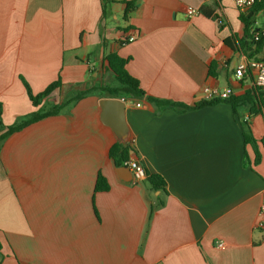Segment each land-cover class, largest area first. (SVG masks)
<instances>
[{"label": "crops", "instance_id": "0c3cea01", "mask_svg": "<svg viewBox=\"0 0 264 264\" xmlns=\"http://www.w3.org/2000/svg\"><path fill=\"white\" fill-rule=\"evenodd\" d=\"M125 1L135 4L126 20ZM110 12L101 19L100 0H0L2 125L60 106L0 144V264H264V103L252 110V82L233 75L264 60V44H241L239 15L257 31L264 13L232 0H115ZM112 54L144 92L116 98L129 159L164 191L109 157L117 140L99 100L118 87ZM58 78L34 107L23 82L37 95ZM206 87L228 100L181 110L147 99L191 107ZM98 173L107 191L94 192Z\"/></svg>", "mask_w": 264, "mask_h": 264}, {"label": "trees", "instance_id": "16d2710c", "mask_svg": "<svg viewBox=\"0 0 264 264\" xmlns=\"http://www.w3.org/2000/svg\"><path fill=\"white\" fill-rule=\"evenodd\" d=\"M115 2V0H100V6H101V19H108L111 15L110 7ZM125 9H124V15L123 19H127V15L135 8V4L133 1H125L124 2ZM205 7H202L200 9L201 12H203ZM252 9V12H260L262 11L264 13V1L255 3L253 6L250 7ZM240 21L244 24V33L242 37V45L250 47L251 45L254 47L255 50H258L261 48V46L264 44V30H257L252 31L251 30V21L249 16H242L239 15ZM230 40H226V43L229 44ZM122 44L124 42L122 41ZM106 62V69L112 73L115 80L118 83V87L116 88H103L102 90L105 92L107 97L110 98H123L126 100L127 98H130L132 100H139L142 99L144 96V92L140 89L139 84L137 80L132 78L126 71L125 65L127 63V59H122L118 57L117 55H107L105 58ZM247 79H249L251 82V77L248 73L245 75ZM24 87L26 89L28 98L32 105L36 107L43 99L49 96V94L54 90L60 87V80L59 78L52 82L50 85H48L42 92L38 93L37 95H33L26 83H24ZM251 93L248 94L251 97V108L252 110L255 108L256 110L263 105L264 103V89H260L257 87H254L252 85ZM91 94V91L84 92L80 94L79 96L75 97L74 100H78L81 97H85L87 95ZM149 101L159 103L164 106L169 107H177L181 110H189V109H195L199 107L209 106L213 105L216 100H201L194 104L193 106H185V105H179L171 102H159L157 100H153L151 98H147ZM249 99V98H248ZM225 100H228L225 99ZM231 103V100H229ZM60 106H56L53 110L45 112V113H37L33 112L30 116L27 117V119L22 122L18 123L12 126L4 127L1 122V106H0V144L7 139L11 134L18 132L25 128L26 126L39 121L45 117L56 115L59 113ZM244 141L246 143H251L253 147H255V142L251 139L249 135H244ZM261 144L264 147V136L261 138ZM132 151V148L126 143V144H120L118 142H115L109 149V157L113 161L115 166H125V163L128 162L129 159V153ZM145 180L150 184L151 188L154 190H160L164 191L165 183L164 180L159 175H149L146 173ZM108 184L106 183L105 179L101 176L100 173L96 176L95 186H94V192L99 191H107L108 190ZM161 205V204H160ZM153 212V208H150V214Z\"/></svg>", "mask_w": 264, "mask_h": 264}, {"label": "built area", "instance_id": "2783aa9c", "mask_svg": "<svg viewBox=\"0 0 264 264\" xmlns=\"http://www.w3.org/2000/svg\"><path fill=\"white\" fill-rule=\"evenodd\" d=\"M264 0H232L234 6L240 11L244 12L248 10L251 6L255 3L263 2ZM186 14L188 17H192L198 14V10L193 7L186 8ZM134 40V36H129L123 39L124 44L131 42ZM248 73L252 80V85L254 87L264 89V60L254 61L250 60L248 62L240 63L236 69L234 70V78L235 80H241L244 75ZM204 99L207 101L211 100H225L229 96V91H219L212 88H204ZM123 100V99H122ZM124 101V100H123ZM136 107H140L139 103L135 104ZM125 166L131 171L133 176V182H139L141 180H145L146 178V171L143 166L136 160H129L125 163ZM258 213L260 215H264V190L261 196V201L258 209ZM217 246H222V243H217Z\"/></svg>", "mask_w": 264, "mask_h": 264}, {"label": "water", "instance_id": "95a60500", "mask_svg": "<svg viewBox=\"0 0 264 264\" xmlns=\"http://www.w3.org/2000/svg\"><path fill=\"white\" fill-rule=\"evenodd\" d=\"M99 107L102 123L110 128L118 143L126 144L129 134L125 121L124 101L116 98H102L99 100Z\"/></svg>", "mask_w": 264, "mask_h": 264}, {"label": "rangeland", "instance_id": "374dc122", "mask_svg": "<svg viewBox=\"0 0 264 264\" xmlns=\"http://www.w3.org/2000/svg\"><path fill=\"white\" fill-rule=\"evenodd\" d=\"M120 22H122V21L120 20Z\"/></svg>", "mask_w": 264, "mask_h": 264}]
</instances>
